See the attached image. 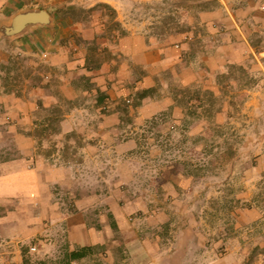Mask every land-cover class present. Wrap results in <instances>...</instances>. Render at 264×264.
I'll return each mask as SVG.
<instances>
[{
    "label": "rangeland",
    "instance_id": "374dc122",
    "mask_svg": "<svg viewBox=\"0 0 264 264\" xmlns=\"http://www.w3.org/2000/svg\"><path fill=\"white\" fill-rule=\"evenodd\" d=\"M144 4L148 5L144 14L154 17L151 32L167 46L186 43L187 48L175 66L151 69L153 86L147 89L138 84L144 70L130 65L131 93L118 97L120 123L104 119L112 109L111 90L126 79L125 73L115 74L126 59L111 48L124 34L119 23L108 20L98 30V39L90 41L79 34L90 36L95 26L80 31L75 27L69 45L66 26L60 24L54 32L59 33L58 45L65 54L66 46L70 48L72 62L85 53L83 65L88 70L113 71L103 73L102 91L90 81L92 76H69L66 63L49 64L42 56L43 30L21 37V42H0V162L22 156L21 136L32 141V154L26 157L30 166L43 162L66 168L67 162L85 161L86 168L74 172L82 192L91 190L113 199L118 208L136 209L130 216L141 219L138 223L144 230L139 233L150 245L153 264H264V0H145ZM106 10L111 18L112 12ZM69 15L76 20L83 13L76 9ZM32 34L36 37L30 38ZM144 90V98L168 104L132 124L128 107L140 103ZM37 93L53 97L54 104L41 107ZM66 93L75 96L67 99ZM33 98L37 105L32 107ZM79 106L83 111L78 115L99 116L103 128L118 124L121 131H133L134 152L117 153L115 140L107 136H97L102 150L94 152L93 141L75 129L62 133L60 121ZM17 112L34 119L25 122ZM132 114L136 115L135 109ZM96 122L87 123L85 131L99 129ZM82 147L87 153L78 152ZM63 172L53 191L66 211L70 188ZM98 209L113 222L105 202L92 213ZM124 232L130 235L125 228ZM35 244L21 246L22 264H37L34 257L45 264H71L62 239L55 242L49 258L39 257ZM30 247L36 248L30 252L34 256L26 252ZM98 252L87 250L90 264H103ZM114 252L109 264H135L123 245Z\"/></svg>",
    "mask_w": 264,
    "mask_h": 264
},
{
    "label": "crops",
    "instance_id": "0c3cea01",
    "mask_svg": "<svg viewBox=\"0 0 264 264\" xmlns=\"http://www.w3.org/2000/svg\"><path fill=\"white\" fill-rule=\"evenodd\" d=\"M144 2L145 0H0V42L7 39L10 41L18 39L21 42V37L36 32L34 30H43L42 33H39L41 37H44L42 56L47 57L49 64L66 63L69 76H92L90 81L95 82L98 91H102L100 80L104 78L103 73L108 74L113 71L105 69L106 71L94 70L92 72V70H88L83 65L85 53L82 55L79 53L78 60L72 62L70 60L72 57L68 56L70 48L66 46L68 54H65L64 48L58 45L59 33L54 34V32L58 25L66 26V42L69 45L75 27V30L80 31L83 26H95L94 31H90V36L84 33L79 34L83 40L90 41L94 40V37L96 38L99 31H102L100 28L108 20L119 23L124 34L116 37L117 44L116 46L112 45L111 48L115 54L126 59V62L121 64V70L118 68L115 73L116 75L125 73L126 79L121 80L120 85L111 90L110 106L112 109L104 119L120 123V113L117 109L118 97L121 94L126 96L131 93L130 86H128L129 83H133V79L129 76L130 65H137L144 70L145 75L138 84L142 83L140 86L147 89L153 86L151 69L158 66H175L181 62L187 48L186 43L167 46L163 39L151 32L148 27L154 24V17L150 13L149 15L144 14L145 6H148ZM76 9L82 11L83 16L74 20L69 13ZM106 9L112 12L111 18L107 16ZM39 12L45 13L44 20L33 22L24 19L27 13ZM18 20H21L22 23ZM19 23L22 24V27L19 31L14 32L16 26H20ZM3 28L5 29L3 30ZM29 36L30 38L36 37L34 34ZM73 58L77 59L76 56ZM68 75L66 76V86L70 82L67 80ZM37 89L41 90V88ZM92 92L95 93L97 90L93 89ZM85 93L87 92L85 91ZM37 95L42 98L40 99L41 107L48 108L54 104L53 97L43 96V93H37ZM74 96L75 94L66 93L67 99H73ZM32 100L31 106L33 107L37 103L35 98ZM17 101L14 100V104L17 105L19 103ZM167 104V102L144 98L137 106L130 105L128 107L131 110V113L128 114L129 120L132 124L140 123L156 113L157 110L165 108ZM82 107L79 106V108L70 111L66 114V118L60 121L62 133L75 129L86 136L89 141H93L94 144H90V148L94 149V152L102 150L99 142L96 141L97 136L114 139L113 148L117 153L134 152L137 143L133 131L130 130V133L127 129L121 131L118 124L110 129L106 125L103 128L102 119L99 116L96 118V115L88 117L78 115L79 113L76 112L83 111ZM134 109L136 115L132 114ZM154 109L156 110L154 111ZM16 116H21V120L25 122L34 119L25 113L17 112ZM97 119L99 129L85 131L84 126L91 122L97 123ZM21 137L24 138V144L19 146L22 156L0 162V264H22L21 246L34 241L35 245L39 246L38 256L49 258L55 247V242H59V239L64 241L68 251H75L82 247L100 250L98 256L103 264L114 261V251L120 244L124 246L125 251L135 264H153L147 248L150 245L144 235L141 236L139 233V230H144L138 223L141 219L130 216L136 211L134 207L128 205L118 208L113 204L114 200L111 198L102 197L91 190L88 193L85 190L82 192L80 177L76 178L74 172L76 169L86 168L85 165H82L85 161H78L80 163L76 165L67 162L66 168H58L56 165L43 162H36L33 166L28 165L26 157L32 154V141L29 136ZM120 138L123 140H119ZM78 152L87 153L85 147L80 148ZM63 171H66V188H70V190L66 189V211L62 208V201L53 191L56 185L61 184L62 177H58V175ZM95 180H97L96 177ZM102 202H105L108 207L106 212L112 216V223H109L107 214L101 210L98 209L92 213L96 206H101ZM128 203L131 202L128 201ZM143 216L147 217L146 214ZM124 228L130 232V235L124 232ZM155 245L159 256L160 248L157 243ZM89 258L86 254L82 258L72 261L71 264H90Z\"/></svg>",
    "mask_w": 264,
    "mask_h": 264
},
{
    "label": "trees",
    "instance_id": "16d2710c",
    "mask_svg": "<svg viewBox=\"0 0 264 264\" xmlns=\"http://www.w3.org/2000/svg\"><path fill=\"white\" fill-rule=\"evenodd\" d=\"M144 92H145V90L140 95L141 100H142V98H144V94H145ZM87 250H89V247H82V248L75 250V251H69L66 254V261H74V260H78V259L82 258L83 256H85L87 254ZM26 252H27V254H30L29 256H34L33 255L34 253H30L31 251L26 250ZM34 258H36L37 264H44V261L41 260L40 258L39 259H37L38 257H34ZM66 264H69V263L66 262Z\"/></svg>",
    "mask_w": 264,
    "mask_h": 264
},
{
    "label": "water",
    "instance_id": "95a60500",
    "mask_svg": "<svg viewBox=\"0 0 264 264\" xmlns=\"http://www.w3.org/2000/svg\"><path fill=\"white\" fill-rule=\"evenodd\" d=\"M46 18L45 13L43 12H39V13H27V15H25V18L27 21H38V20H44ZM21 20H18V22ZM25 21V20H24ZM22 23V21H21ZM19 23L20 26H16V29L14 32L19 31L20 28L22 27V24Z\"/></svg>",
    "mask_w": 264,
    "mask_h": 264
},
{
    "label": "built area",
    "instance_id": "2783aa9c",
    "mask_svg": "<svg viewBox=\"0 0 264 264\" xmlns=\"http://www.w3.org/2000/svg\"><path fill=\"white\" fill-rule=\"evenodd\" d=\"M35 250H36L35 247H30V251H31V252H33V251H35Z\"/></svg>",
    "mask_w": 264,
    "mask_h": 264
}]
</instances>
